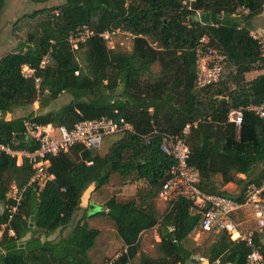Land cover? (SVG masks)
<instances>
[{
    "label": "trees",
    "instance_id": "16d2710c",
    "mask_svg": "<svg viewBox=\"0 0 264 264\" xmlns=\"http://www.w3.org/2000/svg\"><path fill=\"white\" fill-rule=\"evenodd\" d=\"M183 1L65 0L30 15L31 19L46 14L30 25L24 39L18 38V27L13 26L17 50L0 58V145L34 150L33 143L22 137L30 121L70 129L84 120L122 118L133 131L105 137L103 144H112L105 155L77 145L51 157L53 180L42 188L27 186L11 219L6 209L14 203L8 198L9 188H23L33 170L26 160L17 165L15 158L0 151V204L4 206L0 264H92L89 252L100 232L86 220L100 216L113 223L122 242L120 255L109 264H200L196 256L208 264H245L249 247L231 240L224 231L215 233L203 247L187 248L202 217L192 203L166 204L160 213L157 193L174 165L160 151V142L161 135H178L187 123L198 121L186 144L188 164L199 175L203 192L229 196L220 187L233 183L239 193L230 197L242 202L249 185L264 184V118L245 111L240 129L227 123L231 109L264 100V58L250 35V22L262 14L264 0H195L191 11L183 8ZM4 4L0 0V14ZM195 11L208 13L209 24L199 21ZM82 28L93 35L73 50L69 38ZM113 30L133 36L130 49L108 46L100 35ZM203 37L227 61L218 84L197 88L195 49ZM154 65L159 66L157 73ZM23 66L33 71L29 78L23 77ZM251 72L261 74L246 80ZM64 93L71 101L56 111L5 119L33 106L40 97L44 100L39 108H44ZM113 175L123 182H142L144 187L126 202L110 198L104 210L82 216L66 236L47 240L73 222L90 187L98 190L108 185ZM150 230H156L159 238L155 258L140 247L141 235ZM253 240L264 257L263 236L255 232Z\"/></svg>",
    "mask_w": 264,
    "mask_h": 264
},
{
    "label": "built area",
    "instance_id": "2783aa9c",
    "mask_svg": "<svg viewBox=\"0 0 264 264\" xmlns=\"http://www.w3.org/2000/svg\"><path fill=\"white\" fill-rule=\"evenodd\" d=\"M195 0H185L182 2L183 8L191 11L190 4ZM264 13V2L262 4ZM197 19L201 21V13L195 11ZM122 34L130 42L126 49H130L133 36L127 32L119 30L106 31L100 36L107 41L108 46L113 49L120 47L123 49V42H113L112 40ZM93 33L85 28L77 30L75 35L70 36L69 42L73 50L78 49V43L83 42ZM253 39L257 40L260 48V56L264 58V40L255 33H251ZM196 76L195 85L197 88H205L218 84L227 58L225 54L208 43V39L203 37L195 49ZM46 64V58L41 62L40 67ZM33 71L27 66L22 67V75L29 78ZM77 74V73H76ZM39 86V79H36V87ZM151 112V109L149 110ZM251 112L259 118H264V100L259 104H249L245 107L231 109L227 116V123L240 129L243 113ZM198 121L187 123L182 132L178 135H161L160 151L174 160V165L170 168L169 178L161 186L157 193V199L165 204H174L179 200H186L202 211V217L198 230L193 234L203 233L215 234L226 232L231 240L241 241L249 247L245 264H264V257L260 247L253 240V232H242L240 225L234 220V214L246 206H251L254 210V219L260 232L264 231V184L257 187L249 185L243 195V201L238 202L230 196L212 195L203 192L199 184V175L189 166L188 160L190 150L186 144V137L191 128H195ZM26 137L35 146L32 151L13 150L10 146L0 145V151L5 155L16 159V164L21 165L25 160L30 163L33 174L23 188L13 185L8 195L14 203L7 205L9 219L17 211L22 198V193L27 186L37 185L44 187L45 184L53 180V175L49 172L50 158L60 153L69 152L74 146L82 145L86 150L99 151L103 145L105 137L121 132H132V127L120 118L118 121L108 117H101L94 120H84L68 129L65 126H54L52 124H37L35 122L25 123ZM1 233V232H0ZM200 264H208L202 259ZM109 264V263H105ZM213 264H218L215 261Z\"/></svg>",
    "mask_w": 264,
    "mask_h": 264
},
{
    "label": "rangeland",
    "instance_id": "374dc122",
    "mask_svg": "<svg viewBox=\"0 0 264 264\" xmlns=\"http://www.w3.org/2000/svg\"><path fill=\"white\" fill-rule=\"evenodd\" d=\"M65 0H47L45 3H34L32 0H5L4 8L0 14V58L8 53L15 52L17 50L18 41L11 34L12 28L14 25H17L19 36L18 38L24 39L26 31L30 28L31 24H34L39 16L46 14H37L36 17L30 19V15L41 10H50L51 8L58 7L64 4ZM250 25L254 30L258 27L264 29V13L258 18H253L250 22ZM115 42H123V49H126V46L129 44V40L119 34L113 40ZM155 46V45H153ZM78 62L83 66L81 55L77 56ZM159 70L158 65L153 66L154 73H157ZM226 72V69H225ZM227 73V72H226ZM44 98L40 97L39 102L35 103L33 106L26 108L25 110H16L12 115H7L5 119H13L18 117L27 116L29 113L33 112L35 115H42L48 112L56 111L60 107L68 104L71 101V96L68 94H61L56 100L48 103L44 108H39L40 101H43ZM116 140L115 138L112 141ZM108 139H106V142ZM112 144L104 143L101 149L97 152L100 155H105L109 147ZM260 167L256 170L258 172ZM219 180V177L218 179ZM144 187L142 182H123L117 175H113L108 185L94 190L93 187H90L85 196L86 198V207L82 213H78L76 218L80 219L82 216H87L90 214V211L100 212L104 210L105 203L112 197H114L118 202H126L136 196V193ZM11 191V189L9 188ZM239 188L236 189V191ZM234 192L233 196L237 193ZM10 194V193H9ZM84 196V198H85ZM157 208L162 213L166 208V204L163 202H156ZM92 207L89 209V207ZM4 210V206L0 204V213ZM244 211L245 217L239 221L240 229L242 231H247L253 229L257 226L256 220L250 221L247 223L246 218H250L252 214V209L249 206L241 209ZM74 216V218H75ZM74 220V219H73ZM89 227L92 229L99 230V236L96 239L95 247L89 252V258L92 264H105L107 262L113 261L120 255L122 251V242L117 236L113 223L105 216L90 218L86 220ZM215 234L203 233L199 236L191 234L186 246L190 250H195L198 246H205L211 242ZM159 241L157 237L156 230H150L141 235L140 238V247L141 251L148 256L153 258L157 257L155 251V244ZM197 262H200L199 257L194 258ZM137 262V260L135 261ZM134 262V263H135Z\"/></svg>",
    "mask_w": 264,
    "mask_h": 264
},
{
    "label": "crops",
    "instance_id": "0c3cea01",
    "mask_svg": "<svg viewBox=\"0 0 264 264\" xmlns=\"http://www.w3.org/2000/svg\"><path fill=\"white\" fill-rule=\"evenodd\" d=\"M258 17H260V15L259 16H257V17H255V19L256 18H258ZM201 18V17H200ZM250 32L251 33H255L258 37H260L261 39H263L264 40V29L262 28H257L256 30H254L253 28H252V26H251V28H250ZM261 74V72H251V73H249V74H247L246 75V80H252V79H254L257 75H260ZM238 177L239 178H244V176L243 175H238ZM217 179H218V177H217ZM218 181H220V177H219V180ZM219 186V185H218ZM221 188V190L222 191H224V192H226L229 196H233V194H234V192L236 191V189H237V186L235 185V184H233V183H228V184H226L225 186H223V187H220ZM236 193L238 194L239 193V190H237L236 191ZM86 194V193H85ZM85 194L83 195V197H82V199H81V207H80V210L76 213V216L78 215V213H82L83 211H84V208L86 207V197L87 196H85ZM236 194V195H237ZM84 196H85V198H84ZM249 207H251V206H249ZM92 207L90 206L89 207V209H91ZM244 208V207H243ZM242 208V209H243ZM251 209H252V214H251V217L250 218H246L247 220V223L249 222L250 223V221H252V220H254V210H253V208L251 207ZM90 214H92V213H96L95 211H90L89 212ZM90 214H88V215H90ZM76 216H75V218H74V220H73V222H71V224H69V226H67V227H65V228H63V229H61V230H58V231H56L53 235H50L48 238H47V240H49V241H52V240H56V239H59V238H61V237H63V236H66L69 232H70V230H71V227L72 226H74V224H76V222L79 220L78 218H76ZM245 217V215H244V211H241V209L239 210V211H237L235 214H234V216H233V218H234V220L240 225V223H239V221L241 220V219H243ZM257 224V223H256ZM241 230V229H240ZM242 231V230H241ZM242 232H244V231H242ZM245 232H253V233H258V234H260V235H262L263 236V243H264V231L263 232H260L259 231V229H258V227L256 226L255 228H253V229H250V230H247V231H245ZM195 236H199V235H196V234H194ZM190 238V237H189Z\"/></svg>",
    "mask_w": 264,
    "mask_h": 264
},
{
    "label": "water",
    "instance_id": "95a60500",
    "mask_svg": "<svg viewBox=\"0 0 264 264\" xmlns=\"http://www.w3.org/2000/svg\"><path fill=\"white\" fill-rule=\"evenodd\" d=\"M201 21L204 23V24H209L210 20H209V14L208 13H205V14H202L201 15ZM24 139L26 138V135H23L22 136ZM33 217L30 218V226H32V223H33Z\"/></svg>",
    "mask_w": 264,
    "mask_h": 264
}]
</instances>
